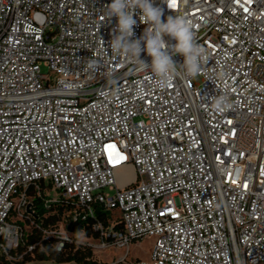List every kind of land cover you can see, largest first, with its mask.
<instances>
[{"label":"built area","instance_id":"obj_1","mask_svg":"<svg viewBox=\"0 0 264 264\" xmlns=\"http://www.w3.org/2000/svg\"><path fill=\"white\" fill-rule=\"evenodd\" d=\"M111 2L0 0V256L16 259L50 186L46 207L63 198L83 220L96 207L112 217L97 241L67 219L45 231L58 252L92 247L79 238L100 248L152 238L149 261L97 264H264V0H155L206 50L190 77L166 35L177 70L163 87L111 48ZM140 14L133 40L148 31Z\"/></svg>","mask_w":264,"mask_h":264},{"label":"clouds","instance_id":"obj_2","mask_svg":"<svg viewBox=\"0 0 264 264\" xmlns=\"http://www.w3.org/2000/svg\"><path fill=\"white\" fill-rule=\"evenodd\" d=\"M155 0H112L109 5L110 17L117 18L116 32L111 41V48L117 55L127 58H135L145 70L149 67L151 72L160 77V86H165L171 76L176 73L177 63L169 53V45L164 37L170 36L176 41L172 45V53L183 56V64L180 65L190 77L201 74L202 64L206 50L196 40L193 26L183 16H168L162 19L163 9L154 6ZM140 10L139 21L147 25L148 31L139 39H131L134 35L135 11ZM151 57L150 65L142 60L141 53L145 52ZM218 108L230 107L226 104V98L220 97L216 101Z\"/></svg>","mask_w":264,"mask_h":264},{"label":"trees","instance_id":"obj_3","mask_svg":"<svg viewBox=\"0 0 264 264\" xmlns=\"http://www.w3.org/2000/svg\"><path fill=\"white\" fill-rule=\"evenodd\" d=\"M46 188H50V186H43V196L34 198V224H30V221H27V225H31V230L26 232L23 227V242L16 252H12V256L17 258L21 255L23 257L21 264H97V261L93 260V250L90 246H78L75 242L66 243L64 250L58 252L57 238L47 236L45 231L57 230L59 224L67 219V227L73 235H78L85 231L87 237H92L94 241H97L101 234L95 226L101 223L107 229L112 217L100 207H96L94 214L87 216L83 220L81 209L77 208L73 201L63 198L60 202L46 207ZM76 215H78L77 220H74L73 218ZM113 227L118 230L124 228L120 219L114 222ZM30 246L34 247L32 251H29ZM0 264H11V262L2 254L0 256Z\"/></svg>","mask_w":264,"mask_h":264},{"label":"rangeland","instance_id":"obj_4","mask_svg":"<svg viewBox=\"0 0 264 264\" xmlns=\"http://www.w3.org/2000/svg\"><path fill=\"white\" fill-rule=\"evenodd\" d=\"M46 72L47 70L44 69ZM26 232H29L31 228L25 226ZM80 244H89L93 250V260L101 263H108L113 261H118L122 258H126L127 261L135 260H150V253L154 243V239L145 238L142 241H135L127 248H100L98 242H93L88 239L79 238ZM23 259L18 257L11 260V264H21Z\"/></svg>","mask_w":264,"mask_h":264},{"label":"bare ground","instance_id":"obj_5","mask_svg":"<svg viewBox=\"0 0 264 264\" xmlns=\"http://www.w3.org/2000/svg\"><path fill=\"white\" fill-rule=\"evenodd\" d=\"M119 177H120V180L121 182H126L127 180L128 181H131L133 179V172H132V169L130 167H122L120 170H119Z\"/></svg>","mask_w":264,"mask_h":264}]
</instances>
